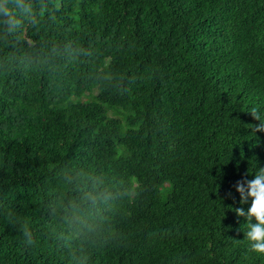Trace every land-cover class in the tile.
<instances>
[{"label": "trees", "instance_id": "trees-1", "mask_svg": "<svg viewBox=\"0 0 264 264\" xmlns=\"http://www.w3.org/2000/svg\"><path fill=\"white\" fill-rule=\"evenodd\" d=\"M25 4L0 23V264H264L240 215L264 0Z\"/></svg>", "mask_w": 264, "mask_h": 264}, {"label": "clouds", "instance_id": "clouds-1", "mask_svg": "<svg viewBox=\"0 0 264 264\" xmlns=\"http://www.w3.org/2000/svg\"><path fill=\"white\" fill-rule=\"evenodd\" d=\"M14 13L32 17L31 9L25 4V0H9L8 3L0 5V23H7L9 30L19 27L22 23ZM4 17L8 19L5 21ZM250 174L254 179L248 182L247 189L253 199L247 211L240 210V215L245 216V237L251 250L264 253V167H258ZM239 190L243 193L244 186L241 185Z\"/></svg>", "mask_w": 264, "mask_h": 264}, {"label": "rangeland", "instance_id": "rangeland-1", "mask_svg": "<svg viewBox=\"0 0 264 264\" xmlns=\"http://www.w3.org/2000/svg\"><path fill=\"white\" fill-rule=\"evenodd\" d=\"M111 110L114 113H115V111L119 112L120 117H124L126 115V112H125V110L123 108H116L115 107V108H112ZM110 116H113V115L110 114Z\"/></svg>", "mask_w": 264, "mask_h": 264}]
</instances>
